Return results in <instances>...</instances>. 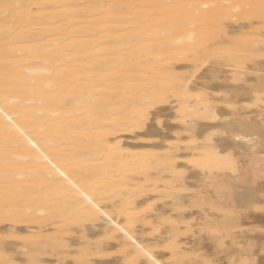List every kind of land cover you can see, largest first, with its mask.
<instances>
[{"label":"bare ground","instance_id":"1","mask_svg":"<svg viewBox=\"0 0 264 264\" xmlns=\"http://www.w3.org/2000/svg\"><path fill=\"white\" fill-rule=\"evenodd\" d=\"M220 1L216 3L213 0H0V38H9L14 45L20 44L14 48L16 47L18 56L23 58L22 63L19 61L20 64L17 61V63L5 61L6 67H13L8 70L14 69L12 80L4 77V72L0 74L4 77L0 76V82L6 78L9 83V85L5 84V81L4 84L0 83V221L1 224L8 222L14 226L18 223L31 222L32 225L36 223L34 224L37 225L36 230L24 225L14 227V230L18 229L22 234L18 240L21 238L25 241L20 248H26V254L31 252L35 254V250H41L49 244L52 247L55 244H62L65 237L59 235L51 237L50 231L48 236L43 234L45 230H42V226H45L44 223L48 220L54 219L55 229L61 233L64 227L82 222H89L88 227H95V221L102 215H104L102 219H108L105 218L107 204L102 203L105 200L109 202L113 200L111 205L115 206L117 213L116 217L108 220L110 224L105 223V226L107 225L105 231L121 230L122 233L129 235L124 226L126 223L132 224L130 222L138 218L140 206L150 197L148 194L151 191L158 194L163 192L161 190L163 186L160 185L163 182L159 184L158 181L161 179V173L163 176L165 171L175 173L178 170L180 164L174 158L180 156V153L177 154L180 150L179 144L166 145L169 150L164 152H160L159 149L134 150L121 142L119 133L143 127L148 120L150 107L166 101L168 94L177 100V111L183 118L190 112L194 120L214 119L217 116L214 107L216 104H212L209 98L211 96L200 97L198 94H190L192 89L187 83L188 77H183L177 71L176 63L186 61L190 62V65L191 62L198 64L206 57L214 56L218 65L224 62L230 64L228 61H232L234 66L229 67L233 68L235 75L237 73L241 75L244 73L239 69L242 70L244 67L240 65L247 61L245 59H249L259 50H264L263 37L234 41L230 40L232 35L230 30L225 32L231 33L230 39L225 35L226 43L222 45L218 38L222 39L223 36L219 37L218 32L224 27L219 25L215 13L210 11L213 4L219 3L221 6V3L226 4L228 0ZM235 1L230 3L233 4ZM258 1L238 0V4L233 8L228 1L230 5L224 7L235 9L240 6L243 8L240 10H244L242 4L250 5ZM247 6L245 5V8ZM250 7L246 9L250 10ZM225 11L228 15L229 12ZM240 14L234 16L235 19L239 16L241 18L243 14ZM248 14L250 15V11ZM256 14L257 17L258 13ZM232 16L231 13L230 17ZM221 33L224 35L223 31ZM256 33L255 35H258ZM209 41L214 47L208 44ZM7 42L6 40L4 45ZM3 61L1 60V63ZM8 62L11 66L10 64L7 66ZM259 75L261 76L258 73L255 77L259 78ZM255 119L245 118L236 123L238 129L231 132L233 137L231 138L237 144L239 142L244 144L242 149L248 158L241 163L244 169L243 176L249 160L255 155L257 167L254 172L256 176L253 177L264 178V134L259 133L264 121L262 122L260 118ZM192 126L197 128V132L191 134L194 141L195 134L203 135L206 126L204 124ZM201 141L199 142L201 145L194 143L195 149L200 150L199 153L205 151L207 158H204L210 166H214L215 170L221 167L219 171L228 168L235 172L237 162L236 158L232 157L236 155H230V159L225 156L224 160L221 151L226 150V147L219 148L211 137ZM197 161L202 162L198 164L199 166L204 163L203 160ZM206 164L205 162V166ZM152 170L156 171L155 174L151 172ZM227 188L229 187L226 186ZM233 190L232 181L230 193L223 195L229 194L231 199ZM248 192L254 195L253 190ZM240 194H234L232 197L235 200L231 199L233 205L234 202H238L236 209L246 211L248 207L253 206L255 209L260 208V212L263 211L262 204L254 205L250 201H244ZM140 195L145 198L141 201L136 200L137 197H143ZM119 216H122V220ZM261 216H264V213L254 211L248 217L259 220ZM262 224L264 223L258 222L255 231H263ZM46 226L49 227L47 224ZM6 227L9 230L11 228ZM84 227L86 228L85 225ZM64 234L66 235V232ZM2 247L0 264H19L20 261L16 263L12 254H10L12 257L9 255L13 247L9 249L10 252L5 249L8 254L6 251L3 253L5 247ZM142 249L140 244H135L128 251L136 254Z\"/></svg>","mask_w":264,"mask_h":264},{"label":"rangeland","instance_id":"2","mask_svg":"<svg viewBox=\"0 0 264 264\" xmlns=\"http://www.w3.org/2000/svg\"><path fill=\"white\" fill-rule=\"evenodd\" d=\"M213 1L217 3L218 0H213ZM222 1L223 0H221L220 2ZM228 1L230 3L233 0H228ZM263 1L264 0H259L256 3H251L250 5H252V7H250V5L248 4H242L241 6L244 7V10H240L242 8L240 6H239L240 8L238 7V8L232 9L233 6H235V4H238L237 3L238 0L235 1L236 3L235 2L233 4L230 3L231 5L225 1L226 4H224V2L221 3L222 4L221 6L223 7H221L219 3H218L219 5L218 6L214 2L215 4H213L214 5L213 7L212 6L210 7V11L215 13V18L218 20L219 25L221 27H224L222 28L224 35H222L223 34L221 33L222 31L218 32L220 33L218 34L219 37L223 36L224 38L226 35V37L230 39V34L232 33L230 40H234V41L236 40L242 41L244 39L250 40L251 38H257V37H263L264 39V21H263L264 17L262 16V13L264 11ZM227 4L228 6L230 5L232 8L227 7V9H225L226 7L224 6H227ZM192 5L194 4L192 3ZM245 5L246 6L248 5L246 8L250 7V10L246 9ZM260 5H262L261 6L262 9H260ZM252 8L253 9L255 8V10L256 9L257 10L260 9V10L255 11ZM236 9L240 11L237 10L235 14ZM225 10L229 12L228 15ZM249 11H250V15L248 14ZM259 11H262V13H259ZM230 12L233 14L232 17H230V14H231ZM237 12H240L241 14ZM256 13H258L257 17H256L257 15ZM238 14L240 15L243 14L241 16V18L242 17L243 18L241 19L239 16L240 19L238 17H236L237 19H235L234 16H237ZM226 30L227 31L230 30L229 32L231 33L228 32V34H225ZM241 31H243V33ZM255 32H257L258 35H255ZM216 37L218 38V36ZM217 38H216V42L218 41ZM220 38L218 39L222 42V45H224V43H226L225 42L226 39L222 38L224 40L222 41V39ZM6 40L8 41L7 43H10V45L9 44L7 45V43L4 45ZM10 41L12 40H9V38H5V39L0 38V43L1 44L3 43V45H0V57L2 58V59L0 58V63H1V60H4L3 63H1L0 65V74L1 72H4L3 73L4 77L7 76V79L11 78L12 80V71L14 69L8 70L13 67L8 68L6 67L5 64L7 61L9 62L11 61L19 62L20 61L22 63L23 58L18 56V53L16 52V49H15L16 47L20 46V44L14 45V44H11L12 42ZM209 43L210 41L208 42V44ZM211 44H213L212 42L210 43V46L214 47V45H211ZM14 46L16 47L14 48ZM15 52L17 54H15ZM257 54L258 56H256ZM12 56L15 58L14 60ZM18 57L21 59L19 60ZM247 58L249 57L247 56ZM250 58L245 59V61L249 60L250 62L246 61L244 64L240 65L241 67L246 66L245 70H244V67H242V70L239 69L241 73H244L241 75H239V73H237L236 75L233 73V70H232L233 68H230L234 66L232 65L233 63L232 61H228L230 62L232 66L227 62L220 63L221 65H218L217 63H215L217 62V60H215L216 58L214 56H208V58L206 57L205 60L202 61V63L194 64L191 62L192 65L194 64L193 66L190 65L189 61H187L189 63H186V61L179 62V64L176 63L177 71L181 73L183 77H188L187 83L190 89H192V91H190V94L191 95L198 94V96L200 97L211 96L209 98H211L212 104H216L214 105V107H216L215 111H217L216 112L217 116L220 115L219 117L216 116L214 119L194 120V116L190 112L188 116L183 118V116L177 111V100L175 101L174 100L175 97L168 94L167 96L168 99L166 98V101H164L163 103H160V105H157L159 104L157 103L153 105L152 107H150L148 120L145 122V125L143 127L136 128V129H130L128 131L119 133L121 142H123L125 146L130 147L134 150H158L159 149L160 152H164L165 150H169L168 148H166L167 147L166 145L168 144L178 143L180 146V150L179 151L177 150L178 151L177 154L180 153V156L174 158L180 164L179 168H177L180 171L177 170L175 173L169 170L165 171L164 172L165 176L163 175L164 177L162 176L163 173H161V176H160L161 179L159 178L160 180L158 181V183L160 184V182L161 183L163 182L160 185L163 187L166 185L167 187H164V188L161 187V190H163V192H161L160 190L161 193L159 194L157 192L154 193L151 191V193L148 194V196L150 195L149 199L140 206L139 215H137L138 218L137 217L134 218L135 220L134 221L132 220L130 222L132 224L130 225L129 223H126V225L124 226V223H123V226L126 227V230L129 232V235L122 233L121 230L113 231L112 229H107L105 231L104 228L108 224H110L108 220H110V218L116 217L117 215L115 211V206L111 205L113 200H111L112 202L111 201L109 202V200H105L106 202L103 201L102 203L107 204L105 211L107 212L108 216L105 215V218L108 217V219L107 218L102 219L104 217V215H102L100 219L95 221L94 223L95 227L93 226L92 228L91 226L88 227L90 225L89 222L88 223L82 222L80 223L81 226L80 224L78 225L73 224V226L69 225L67 228L64 227L63 228L64 231L59 233L57 229H55L54 219L48 220L44 223L45 226L47 224L49 225V227L48 226L45 227L42 224L43 225L42 230H45L43 231V234L48 236V234L50 233L49 236L51 237L55 235L65 237L63 238V241H62V244L65 246H61L62 244H55L54 245L55 247L54 246L52 247V246H49L51 245L49 244V245H46L41 250H35L34 251L35 254L33 252L26 254L25 253L26 248L24 249L20 248L21 244L22 246L23 244H25V241H23V239L21 240V238L20 240H18L19 236H21L22 234L18 232L19 231L18 229L17 231L14 229L16 228L17 225H18L17 228H19L20 225L21 227H23L22 225H24V226H31L30 228H34V230H36L37 228L35 227L37 225L36 226L34 225L36 223H33L34 226L31 224V222L18 223V224H15L14 226V224H11V223L9 224L8 222H7L8 224L6 222L1 224L2 221H0V227L2 226V228H0V237H1L0 247L1 246L5 247V248L2 247L3 253L5 254V251L7 249H8L7 251L10 252L9 249L13 247L11 249L12 252H10L9 255L12 254L16 263L20 261L19 264H28V263L29 264L31 263L32 264L33 263L34 264H96V263L98 264L100 263L101 264H123V263L124 264H220L217 258L224 253V251L227 249L230 242L232 243L236 241V238H235L236 236L238 235L242 236L244 234L246 235L248 233H253L255 231L259 220L257 218L248 217L249 214L254 211L258 213H264L263 212L264 211V192H262L261 194V203L257 202L258 205L262 204L261 205V207L263 206L262 212H260L261 211L260 208L255 209L253 206H251L250 208L248 207L246 211H239V209H236L235 205L232 204V200H231V199H234L232 197L234 194L237 195L239 193H244L248 190H253L250 180L253 179L252 174L254 172V169H256L257 167V164L255 162L256 156L253 155V157L248 162L245 175L243 176L244 169L241 163L243 162V160H246L248 157L245 155V151L242 149L244 144L241 142L237 144L236 141L232 139L233 137L231 136V132H236L238 129V125L236 123H239L240 120H243L245 118H250V117L252 119L256 118L255 120H258L260 118L262 122L264 121V88H263L264 87V83H263L264 82V78H263L264 77V50L257 51V53H255ZM9 62L7 66H9V64L11 66V63ZM2 64H4L5 66H2ZM201 64H203V66ZM200 65L202 67H200ZM258 73L261 74L262 77L259 75V78L258 77L256 78L255 75H257ZM230 75H232V77H230ZM0 76L2 77V75ZM236 76L237 78L235 79L234 77ZM212 78H215V79H212ZM5 79H3V82H0V83L4 84V81H5V84L9 85V83L7 82L8 80L7 79L5 80ZM208 81L211 83H208ZM257 81L259 84L257 83ZM251 87L253 88L250 89ZM229 107L231 108L229 109ZM233 114H235L236 116ZM236 120L238 122H236ZM193 124H196V125L204 124L206 126L203 135H199L197 133L198 135L197 137V135L195 134V138H196L194 140L195 142L191 139V134L194 131L197 132V128L195 126H192ZM189 129L191 130V133ZM259 133L261 135L264 134V125L260 127ZM181 136H184V137H181ZM206 137H211L213 139V142L216 145H218L219 148H224V147L227 148L226 150H223V152L221 151L222 154L220 153L221 156H223L222 158L224 160H226L227 157L230 159V155L232 156L236 155V157H232L234 159L236 158L235 161L237 162L235 172L231 171L228 168L227 169L222 168L221 171H219L220 170L219 168L221 167H217L215 170L213 168L214 166H210V164L207 162L205 151L203 150L204 153H199L200 150L195 149L194 143L198 145L200 143L202 144L203 141L201 140L205 139ZM196 141L198 143H196ZM185 146H188V147H185ZM237 158L239 162L237 161ZM197 160H200L199 162L203 160L204 163L201 166H199L202 162L198 163ZM205 162L207 163L206 166H205ZM151 172L152 173L154 172L155 174L156 171L152 170ZM171 173L175 174L177 177H173L175 175H172ZM238 174H240L239 177H237ZM237 179H239V181H236ZM232 181H233V187L235 191L234 190L232 191L231 193L232 196L230 199L229 194L228 196L227 195L224 196L223 194L230 193L229 192L230 184L232 183ZM166 182L168 184H166ZM226 186L229 187L227 188L228 190L226 189ZM238 190L239 191L241 190V191L239 192ZM203 192L205 194H203ZM141 196L143 195H140V197ZM143 198H145V196H143L142 198L137 197L136 200L141 201ZM228 206H230V208H228ZM235 213L236 215H234ZM121 217L122 216H119L120 220H122ZM98 222L99 223L101 222L102 224L101 223L99 224ZM49 223L51 224V227ZM105 223L107 224L106 226H105ZM82 224H84L86 228L84 227V225L82 226ZM98 225L101 227L102 230L100 229ZM6 226L11 227L10 230L7 229ZM52 227L54 229H52ZM4 229L6 230L5 233L3 232L5 231ZM12 229L14 232L12 231ZM64 232H66V235L64 234ZM13 233H17L19 235L17 236V234H13ZM96 233H99V234H96ZM14 236L18 238L16 239ZM127 236H129L130 239ZM131 236L133 237L131 238ZM4 238H6L7 240L5 239L4 241ZM50 240H52V238ZM213 241H216V247L220 250V252H218L213 257H206L205 255H203L201 251V246H203V244L205 243H213ZM135 244H140L143 249L140 250L136 254L129 253L128 250ZM15 245H17L16 246L17 250L15 248ZM17 251L21 253H18ZM8 252L6 254H8Z\"/></svg>","mask_w":264,"mask_h":264},{"label":"crops","instance_id":"3","mask_svg":"<svg viewBox=\"0 0 264 264\" xmlns=\"http://www.w3.org/2000/svg\"><path fill=\"white\" fill-rule=\"evenodd\" d=\"M254 172L252 176H256ZM258 178V176L253 177L252 180L254 181L250 180L254 195L248 191L246 194H240V197H242L244 201H250V203H254V205L257 204V202L261 203V194L264 192V178ZM258 188L260 192L258 191ZM237 203L238 202H234L235 207ZM240 204L241 203H239L238 206H240ZM259 222L264 223V216L260 217ZM262 226L263 231L261 232L254 231L253 233H248L246 235L236 236V241L232 243L230 242L224 253L217 258L219 263L230 264L233 262V264H264V224H262ZM201 251L206 257H213L220 252L216 247V241L203 244V246H201Z\"/></svg>","mask_w":264,"mask_h":264}]
</instances>
